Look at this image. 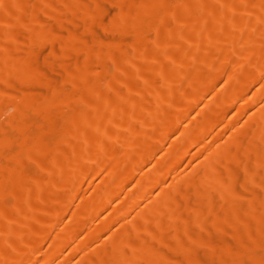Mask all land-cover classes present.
<instances>
[{
	"label": "bare ground",
	"instance_id": "obj_1",
	"mask_svg": "<svg viewBox=\"0 0 264 264\" xmlns=\"http://www.w3.org/2000/svg\"><path fill=\"white\" fill-rule=\"evenodd\" d=\"M0 264H264V0H0Z\"/></svg>",
	"mask_w": 264,
	"mask_h": 264
},
{
	"label": "rangeland",
	"instance_id": "obj_2",
	"mask_svg": "<svg viewBox=\"0 0 264 264\" xmlns=\"http://www.w3.org/2000/svg\"><path fill=\"white\" fill-rule=\"evenodd\" d=\"M99 32L102 34V32L99 30ZM199 254H200V251H199ZM201 255H203V253L201 254ZM202 257V256H201Z\"/></svg>",
	"mask_w": 264,
	"mask_h": 264
}]
</instances>
